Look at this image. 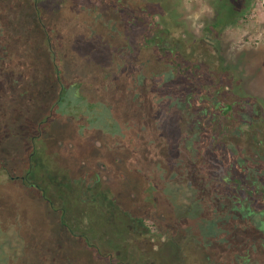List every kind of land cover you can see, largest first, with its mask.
Listing matches in <instances>:
<instances>
[{
	"label": "trees",
	"instance_id": "trees-1",
	"mask_svg": "<svg viewBox=\"0 0 264 264\" xmlns=\"http://www.w3.org/2000/svg\"><path fill=\"white\" fill-rule=\"evenodd\" d=\"M103 1L110 18L93 0L82 9L103 21L110 37L122 32L120 18L126 28L138 23L137 45L153 49L162 68H149V59L124 45L95 81L77 73L68 77L49 36L44 96L34 101L19 100L26 94L19 87L33 81L36 56L27 49L21 54L18 43L26 42L10 31L9 13L29 2L40 13V0H0V190L16 183L21 193L46 203L59 226L53 249H45L55 264L80 262L71 239L82 240L104 264H124L116 258L123 243L148 240L154 231L180 264L188 253L206 264H264V134L253 137L255 118L241 110L244 104L224 101V84L188 59L184 44L172 41L155 15L123 0ZM238 1L236 13L255 1L264 7V0ZM218 2L213 26L235 11L231 0ZM34 108L42 113L38 120ZM60 117L75 122L80 135L99 131L108 148L130 151L127 159H116V192L99 171L49 165L38 142ZM244 125L252 138L245 137ZM9 139L12 145L22 141L23 148L12 149ZM84 216L98 225L81 226ZM4 218L0 209V264H28L42 254ZM94 232L112 250L100 249Z\"/></svg>",
	"mask_w": 264,
	"mask_h": 264
},
{
	"label": "rangeland",
	"instance_id": "rangeland-1",
	"mask_svg": "<svg viewBox=\"0 0 264 264\" xmlns=\"http://www.w3.org/2000/svg\"><path fill=\"white\" fill-rule=\"evenodd\" d=\"M90 1L40 0V13L32 6V2L9 13L10 31L14 35H22L23 42H26L25 45L21 41L18 43L21 54L28 50L36 56L35 77L32 82L27 80L20 85L19 91L26 94L19 100L32 98L37 101L44 96L45 82L41 80L46 71L42 64L48 62L49 36L64 60L62 67L68 77L77 73L95 81L97 73L115 61L113 51L124 45L132 47L139 58L149 59V68H162V62L153 49L137 45L136 35L142 29L138 23H132L126 28L124 19L120 18L122 32L110 37L103 21H93L84 9ZM123 1L133 9H144L155 15L169 30L171 40L184 44L187 58L207 70L217 82L224 84L221 94L224 101L244 104L241 110L248 117L255 118L253 126L258 130L254 134L244 125L246 138H252L253 134L255 138L259 130L264 134V7L260 1L236 13L240 1L231 0L234 14L229 15L226 23L219 26L212 25L219 0ZM93 2L105 18L113 16L112 10L103 0ZM36 40L42 47L39 57L36 53ZM28 62H31L30 59ZM37 105L34 104L35 107ZM41 115V111L34 110L35 120ZM100 133L96 131L80 135L75 122L60 117L52 121L38 146L45 147L46 159L51 167L68 166L75 173L82 170L99 171L109 187L116 192L119 187L116 159H127L130 151L127 148H108L106 139ZM10 140L7 141L12 149L20 151L23 148L22 141L12 145ZM126 154L128 157L119 158ZM0 191V209L6 223H13L27 243L41 246L42 254L35 255L28 264H55L53 252L45 249H53L59 226L46 203L41 198L21 193L16 183L7 184ZM94 217H82L81 226L89 227L91 223V226L95 225ZM93 234L100 249L112 250L106 241L98 237V233ZM143 238L139 237L134 245L129 241L124 242L116 258L123 259L124 264H180L179 255L171 251L169 242L165 237H160L158 232L149 233L148 240ZM69 242L72 248H78L74 254V258L80 260L78 264H104L93 250L85 247L82 240L71 239ZM181 264L206 263L188 253Z\"/></svg>",
	"mask_w": 264,
	"mask_h": 264
},
{
	"label": "crops",
	"instance_id": "crops-1",
	"mask_svg": "<svg viewBox=\"0 0 264 264\" xmlns=\"http://www.w3.org/2000/svg\"><path fill=\"white\" fill-rule=\"evenodd\" d=\"M100 135L103 137V139L105 140L106 139V137L102 134V133H100ZM127 153V152H126ZM121 154H122V152H121ZM126 157H128V155L126 154V156L125 155H120V157L119 158H121V159H124V158H126Z\"/></svg>",
	"mask_w": 264,
	"mask_h": 264
}]
</instances>
